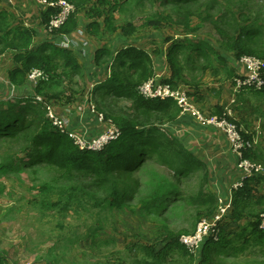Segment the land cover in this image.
Segmentation results:
<instances>
[{
  "label": "trees",
  "instance_id": "16d2710c",
  "mask_svg": "<svg viewBox=\"0 0 264 264\" xmlns=\"http://www.w3.org/2000/svg\"><path fill=\"white\" fill-rule=\"evenodd\" d=\"M67 1L76 6L74 15L61 29L39 42H36L39 37L33 28L12 24L11 13L0 10V53H14L15 66L9 73V80L18 90L24 89L26 85L28 87V75L33 70L44 71L48 80L38 84L35 94L44 98L50 96L51 99L45 100L49 103L60 97L56 89L60 87L58 75L61 70L71 69L75 74L84 71L85 89H81V95H91L99 104V112L120 129L121 136L103 150L82 149L52 124L45 105L35 101L31 92L23 97L1 99L0 144L16 149L3 167L14 166L17 162L32 167L43 165L69 180H91L94 189L105 193L101 203L98 201L94 206L111 210L123 209L128 199L136 197L139 192L137 182L126 181L152 162L172 171L177 181L197 179L199 185L196 193L187 198L181 190L162 184L144 199L143 210L154 213L177 201L186 203L197 211L194 230L200 220L217 213L219 198L212 190L208 166L169 131L168 125L181 114L177 104L173 100L145 99L139 89L151 78L162 74L156 73L154 55L168 62L171 76L163 81L173 86H179L180 81L192 86L189 78L194 80L200 71L203 74L211 68V57L223 61L220 56L223 52L232 54L234 60L249 55L264 59V0H234L235 11L222 7L220 0ZM90 3L92 7L88 6ZM156 4L171 9V13L156 11ZM132 6L143 14L146 26L159 29L157 27L172 22L173 14L180 24L189 27L190 21L196 18L200 24H211L220 41L214 45L209 39L198 40L199 27L192 30L191 36L181 38L158 31L131 39L132 32L126 28L135 24L116 25L115 13ZM81 12L88 18L87 31L93 36L103 31H122L118 33L114 47L104 45L97 49L91 63L92 77H88L87 69L73 50L58 45L62 37L79 29ZM54 16L55 10L45 9L41 25L48 26ZM144 39H151L154 44L163 40V45L168 44V47L162 46L161 51L159 47L148 49L140 45ZM232 72L234 80L238 75L235 69ZM90 79H96L95 83ZM256 91L264 92V88ZM215 112L221 115L224 108L218 107ZM252 153L247 156L254 159ZM20 154L25 156L21 158ZM263 180L264 176L247 178L243 186L234 191L233 208L220 226L219 240H207L196 258L189 255L179 236L170 234L164 247L142 245V259L138 264H168V253L176 250L189 258L191 264H221L215 262L218 256L237 259L247 255L264 264V232L259 230V213L264 209L259 210L263 204L261 200L255 201ZM73 188L76 191L73 197L82 198V190ZM164 199L169 202L166 206L162 205ZM237 224V230L228 229Z\"/></svg>",
  "mask_w": 264,
  "mask_h": 264
},
{
  "label": "rangeland",
  "instance_id": "374dc122",
  "mask_svg": "<svg viewBox=\"0 0 264 264\" xmlns=\"http://www.w3.org/2000/svg\"><path fill=\"white\" fill-rule=\"evenodd\" d=\"M220 1L222 7L231 8V11H235L234 0ZM92 5V3L88 4L89 7ZM154 9L163 13L171 11V9L166 10L165 7L157 4ZM149 10H152V7H149ZM110 15L113 17L112 14ZM80 18L81 24L76 32L91 47L90 57L95 56L97 49L101 46L105 45L112 48L117 44L118 33L122 32L121 30L111 33L103 31L100 35L93 36L91 31H87L89 20L84 12H81ZM101 21L103 22V20ZM131 22L135 25L129 27L128 24ZM115 23L118 26L127 25V31H131L132 34L130 35H133L131 39L152 33L157 34L158 31L166 33L165 35L171 34L173 37L178 35L177 38H181V36H191L192 30L199 27L198 40L209 39L214 42V45H216L215 42L219 43L220 41L219 35L211 24H200L196 18L190 21L189 27L180 24L177 16L174 17L173 14L172 22L157 27L159 29H155L156 27H151V25L146 26L143 14L134 6L117 11ZM67 37L70 39L69 36ZM150 40L144 39L140 45L148 49L159 47V51H161V47L164 46L163 40L155 42V44L151 43ZM73 41L71 49H74L78 42ZM164 47L166 49L168 44ZM73 52L76 54L75 51ZM84 59L86 60L81 64L85 68L87 67L88 77H92L93 66L87 63V56ZM212 59L213 57H211ZM257 59L261 58L257 57ZM103 62L105 63V61ZM167 63L165 61L163 66L170 71ZM201 74L200 71L196 75ZM85 77L84 71L75 74L71 72V69L61 70L60 75H58L60 87L56 89L60 97L52 99L48 103L59 122L67 121L69 130L74 132L79 141L84 144L92 143L110 127L105 115L98 110L99 104L94 102L91 95L89 93L86 96L85 94L81 95V89H85L82 81ZM90 81L95 83L96 79H90ZM185 83L187 82L181 83L179 86L187 91L193 105L204 117H212V115L204 113H208L210 107L205 108L200 102L196 103L195 91L191 85ZM91 86L89 85L90 88ZM15 89L18 88L15 86ZM258 95L256 96L262 97V94ZM47 98L51 99L50 96ZM47 98L45 97L44 100ZM250 98H252V102L256 99L255 95H251ZM56 107L63 109L58 108L56 110ZM231 109L233 111V108ZM46 111L48 114L47 108ZM250 112L257 117L263 114L256 107L252 108ZM100 114L104 117L103 121L99 119ZM233 117L234 111L232 112ZM47 118L49 119V117ZM233 121L237 123L235 120ZM97 124L99 128H96ZM91 129L92 131H90ZM101 129L102 131H100ZM243 132L245 133L244 130ZM257 146L261 152L263 151L259 158L264 161V140L262 142L259 140ZM96 147V150L103 149L102 145H96ZM15 153L14 147L5 143L0 144L1 264H138L142 259L140 254L142 245L164 247L170 234L179 236L180 243L183 245V237L193 235L200 223L210 219L209 217L203 218L193 230L197 211L186 203L178 201L168 208L165 207L163 210L154 213L143 210L142 202L144 199L162 184L181 190L187 198L196 193L199 185L197 179L177 181L172 171L155 163L149 162L139 173L133 175V179L126 181L137 182L136 187L139 192L136 197L128 199L123 209L107 210L94 206L98 201L101 203L105 198V193L94 189L91 180L80 178L69 180L61 176L56 170L46 168L43 165L32 167L17 162L14 166L4 168V163ZM24 156V154H20L21 158ZM262 161L259 162L263 163ZM73 186L82 190V198L73 197L76 194ZM224 200L227 203L229 198ZM168 203L166 199L162 200V205L166 206ZM238 225H233L228 229L235 231ZM185 249L190 256L196 258L186 247ZM218 257L215 258V262L221 264H262L261 260L251 258L248 255L240 256L237 259ZM167 261L168 264H191L190 259L182 256L179 250L169 252Z\"/></svg>",
  "mask_w": 264,
  "mask_h": 264
},
{
  "label": "crops",
  "instance_id": "0c3cea01",
  "mask_svg": "<svg viewBox=\"0 0 264 264\" xmlns=\"http://www.w3.org/2000/svg\"><path fill=\"white\" fill-rule=\"evenodd\" d=\"M0 10H7L11 13L12 24L33 28L37 33V37H39L36 42L41 41L46 36L47 38L50 37L47 35L45 27L41 25L42 13L45 9L39 6L35 0H0ZM69 37L72 42H74L73 40L78 41L74 49H69L76 52L82 63L86 60L84 57L87 56V63L92 66L91 63H93L94 59V56L90 57L92 49L91 47H83V44L88 42L82 40L78 36V32H73ZM78 50L79 52H77ZM154 56L156 57H153L156 73L161 72L163 78L170 79V71L167 67L163 66L165 65V60L158 58L156 55ZM220 56L223 58V61H219L215 56L212 59L213 64L211 68L201 75H196L194 80L189 78V81L193 83L194 98L197 99L195 101L196 103L200 102L205 108L210 107L208 113L204 112L205 114L221 116L222 114L219 115L215 112L216 109L223 107L225 111L226 106L231 105L232 100H234L235 103L231 105L234 111L233 120L244 128L245 135L256 139L257 143L259 140L262 142L264 140V92L245 89L236 94L235 85H233L235 79L233 80L232 78V70L235 69V72L239 74L236 60L229 53L223 52ZM14 66L13 52L6 51L0 53V100L10 97L27 96L33 90L29 86V83L28 87L26 85L24 89H15V85L9 80V73ZM181 83L183 82L180 81L178 85H181ZM258 94H262V97H257L256 95ZM251 95H255L256 97L254 102L250 98ZM254 107L263 112L260 117L250 112ZM58 108L63 109L62 107H56V110ZM168 126L169 131L180 139L191 153L207 164L212 189L217 197L224 199L233 197V185L241 181L242 175L237 171L236 158L223 133L212 126L200 123L192 114H180L178 119ZM74 127L76 126L74 125ZM96 128H99L98 124ZM262 152L256 145L252 153L256 161H262L259 158ZM262 162L264 163V161ZM257 197L258 199L255 201L261 200L263 203L260 204L259 210L261 211L264 209V180L259 186Z\"/></svg>",
  "mask_w": 264,
  "mask_h": 264
},
{
  "label": "built area",
  "instance_id": "2783aa9c",
  "mask_svg": "<svg viewBox=\"0 0 264 264\" xmlns=\"http://www.w3.org/2000/svg\"><path fill=\"white\" fill-rule=\"evenodd\" d=\"M39 6L44 9L55 10V16L52 18L48 26H44L48 34H52L61 29L74 15L76 11L75 5L67 0H35ZM72 40L68 37L61 38L59 46L64 48H71ZM83 47H89L88 43H84ZM238 67V77L235 78V92L242 89L261 90L264 88V60L257 59L254 56H243L236 60ZM48 76L42 70L35 69L28 75L29 86L33 89L30 91L34 95V100L38 103L44 104L48 110V117L52 124L62 133L67 134L76 145L82 149L92 151H100L107 147L111 142L117 140L121 136V131L110 121V127L98 138L94 139L92 143H82L76 137L74 132L69 130L67 121L57 119L54 112L48 106V103L42 96L35 94V89L38 87L40 81H47ZM140 93L145 99H161L173 100L179 107L181 114H192L196 119L207 126H212L221 131L225 136L233 155L237 161V171L242 175L241 181L233 185L232 190L236 191L243 186L247 178L255 176H264V164L254 159L249 158L247 155L254 151L257 145V140L254 138H247L243 129L233 121L232 107L235 103L232 100L231 105L225 108L221 116H212L209 118L204 117L200 111L193 105L192 99L181 86H173L169 82L163 81V74L151 78L144 83L140 88ZM16 98V97H10ZM101 121L104 120L102 114L99 115ZM76 140V141H75ZM96 145H102L103 149L96 150ZM233 197L229 198L226 203L224 199H219V206L217 213L208 220L200 223L197 231L187 237L182 238V243L186 246L189 252L196 256L201 250L202 245L209 239L215 241L219 240L220 226L225 222L230 214ZM259 230L264 232V211L259 216Z\"/></svg>",
  "mask_w": 264,
  "mask_h": 264
},
{
  "label": "bare ground",
  "instance_id": "6f19581e",
  "mask_svg": "<svg viewBox=\"0 0 264 264\" xmlns=\"http://www.w3.org/2000/svg\"><path fill=\"white\" fill-rule=\"evenodd\" d=\"M63 39L65 38V37H62ZM44 72V71H43ZM45 73V72H44ZM141 88V87H140ZM242 90H244V89H242ZM242 90H240V91H242ZM139 91H140V89H139ZM240 91H238V92H240ZM238 92H235V93H238ZM141 94V93H140ZM71 139V138H70ZM116 141V140H115ZM75 143V142H74ZM218 211V210H217ZM262 213V212H261ZM260 213V214H261ZM184 245V244H183ZM185 246V245H184ZM203 246V245H202ZM186 247V246H185ZM201 249H202V247H201ZM200 252V251H199Z\"/></svg>",
  "mask_w": 264,
  "mask_h": 264
}]
</instances>
